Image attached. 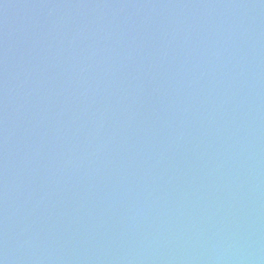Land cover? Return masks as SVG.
<instances>
[{
	"label": "water",
	"instance_id": "1",
	"mask_svg": "<svg viewBox=\"0 0 264 264\" xmlns=\"http://www.w3.org/2000/svg\"><path fill=\"white\" fill-rule=\"evenodd\" d=\"M2 264H264V0H0Z\"/></svg>",
	"mask_w": 264,
	"mask_h": 264
},
{
	"label": "clouds",
	"instance_id": "2",
	"mask_svg": "<svg viewBox=\"0 0 264 264\" xmlns=\"http://www.w3.org/2000/svg\"><path fill=\"white\" fill-rule=\"evenodd\" d=\"M0 264H2V262H0Z\"/></svg>",
	"mask_w": 264,
	"mask_h": 264
}]
</instances>
